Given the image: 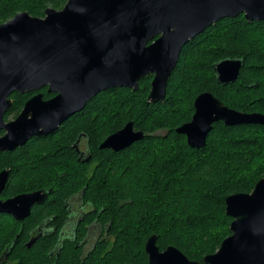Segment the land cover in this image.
I'll list each match as a JSON object with an SVG mask.
<instances>
[{
    "label": "trees",
    "instance_id": "1",
    "mask_svg": "<svg viewBox=\"0 0 264 264\" xmlns=\"http://www.w3.org/2000/svg\"><path fill=\"white\" fill-rule=\"evenodd\" d=\"M65 3L0 0V24L22 12L43 18L46 9L61 10ZM228 58L243 65L236 82L222 86L213 65ZM152 77L142 79L137 91L100 92L51 135L0 153V171H9L4 197L49 188L51 198L43 209L54 211L83 190L85 202L109 223L110 245L99 244L82 263L69 246L56 264H148L144 246L153 234L159 250L173 246L201 262L230 235L226 197L250 193L264 178V126L215 123L201 149L190 148L175 132L190 121L194 100L203 92L233 110L264 114V21L248 22L239 15L206 28L181 49L165 98L156 104L146 100ZM43 96L52 95L44 90ZM11 98L14 104L5 117L18 111L25 95ZM128 122L145 134L142 140L120 152L99 150ZM81 134L90 140V163L78 161L72 147ZM9 222L0 216V258L17 234ZM21 236L6 251L10 261L22 256L15 264H50L40 242L27 250Z\"/></svg>",
    "mask_w": 264,
    "mask_h": 264
},
{
    "label": "water",
    "instance_id": "2",
    "mask_svg": "<svg viewBox=\"0 0 264 264\" xmlns=\"http://www.w3.org/2000/svg\"><path fill=\"white\" fill-rule=\"evenodd\" d=\"M239 15L248 22L264 21V0H66L61 10L46 9L43 18L18 13L0 24V131L5 132L0 153L54 133L100 92L137 91L147 75L153 76L147 103L162 101L183 46L217 21ZM242 65L241 59L231 58L215 63L217 82H236ZM44 87L55 96L47 101L34 96L14 121L4 122L12 93ZM193 108L191 120L175 130L192 149L205 147L218 122L264 126V114L233 110L210 92L199 94ZM144 136L128 122L98 148L119 152ZM7 177L8 171L0 172V193ZM47 195L33 192L0 200V213L22 220ZM225 214L232 219L230 235L202 262L173 246L160 251L153 234L144 246L148 264H264V178L250 193L226 197Z\"/></svg>",
    "mask_w": 264,
    "mask_h": 264
},
{
    "label": "flooded vegetation",
    "instance_id": "3",
    "mask_svg": "<svg viewBox=\"0 0 264 264\" xmlns=\"http://www.w3.org/2000/svg\"><path fill=\"white\" fill-rule=\"evenodd\" d=\"M44 90L47 92V87L24 94L16 92L12 93L9 96V99L11 100V106L3 115L4 122L9 123L14 121L19 116L26 102H28L34 96L41 94L43 101H47L55 96V94L47 92L52 96L48 99H45L43 96ZM14 94L23 95V97L25 95V98L21 100V104H18L20 106L18 111L13 109L11 113L7 115V117H5L14 104V100L13 98H11V96ZM4 134V131H0V137H2ZM47 136L32 137L29 140H32L34 138L43 139ZM90 145V140L84 134H81L77 137L72 147L77 154L78 161L82 163L92 162V151L90 149ZM6 152L12 151H5L1 153ZM4 190L5 187L0 193L1 201L13 198L17 195L33 192H40L41 195H43V191H48V195L46 199L41 203H34L33 205H31L29 215L22 220H17L12 214L0 213V216L8 218V220L10 221L9 223H13L14 227L18 229L15 238L12 240L11 244L7 246L5 252L2 253L0 263L4 262L8 264H15L18 260L23 259L22 256L11 261L8 259L9 252L11 251V245H13V242L15 243V240L19 239L21 235L22 236L20 238V241L22 242V246L27 250H30L40 242L42 247H45L46 253L44 254V256H46L45 258L49 259L50 264H56L61 258L64 250H66V248H68L69 246H72L73 249L72 257L75 258L76 256L82 263L92 252H94L99 244L104 243V245H110V225L109 223L103 222V220L101 219V212L96 213L91 204L85 202L83 190L77 194H72L69 197L65 198L60 205L59 210L54 211L43 209L44 205H46L51 198V191L49 188L41 187L28 192L17 194L12 197H4ZM46 241H50V243L48 244V242ZM8 249L9 252L5 254Z\"/></svg>",
    "mask_w": 264,
    "mask_h": 264
}]
</instances>
